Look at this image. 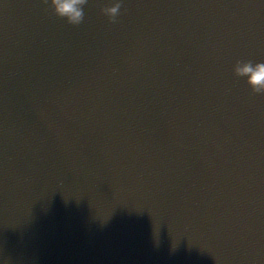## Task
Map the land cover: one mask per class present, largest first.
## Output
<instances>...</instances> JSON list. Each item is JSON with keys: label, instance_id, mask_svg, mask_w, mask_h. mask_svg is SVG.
Returning <instances> with one entry per match:
<instances>
[{"label": "water", "instance_id": "obj_1", "mask_svg": "<svg viewBox=\"0 0 264 264\" xmlns=\"http://www.w3.org/2000/svg\"><path fill=\"white\" fill-rule=\"evenodd\" d=\"M0 0V264H264V0Z\"/></svg>", "mask_w": 264, "mask_h": 264}, {"label": "clouds", "instance_id": "obj_2", "mask_svg": "<svg viewBox=\"0 0 264 264\" xmlns=\"http://www.w3.org/2000/svg\"><path fill=\"white\" fill-rule=\"evenodd\" d=\"M87 0H50L54 12L66 18L70 24H79L84 18V5ZM122 0H113L104 8V13L112 20L118 16ZM237 76L246 77L247 83L256 93H264V60H237L233 65Z\"/></svg>", "mask_w": 264, "mask_h": 264}]
</instances>
